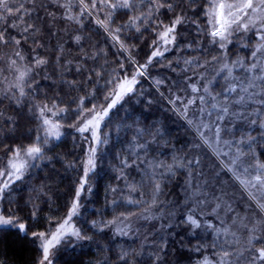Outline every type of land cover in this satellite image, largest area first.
Instances as JSON below:
<instances>
[{
    "label": "trees",
    "instance_id": "trees-1",
    "mask_svg": "<svg viewBox=\"0 0 264 264\" xmlns=\"http://www.w3.org/2000/svg\"><path fill=\"white\" fill-rule=\"evenodd\" d=\"M65 3L67 0H59V3L57 0H35L34 3L15 0V5L26 10L22 12L23 23H19L16 16L0 21V30L6 29V37L21 40L19 45L14 42L0 44V128L3 129L0 132V168L8 161L12 149L30 145L37 134L42 135L37 106L55 104L67 109L56 116L45 113L60 123L61 138L50 140L44 146L45 158L36 162L22 180L13 183L5 199L0 200V213L19 216L35 231L52 229L65 216L66 205L83 176L80 161L87 158L90 146L96 147L84 140L88 134L81 135L69 126L77 124L78 101L83 98L85 109L93 104L106 105L105 89L111 87L107 81L117 74H125V70L129 74L134 70L128 55L138 63L145 62L152 50L150 44L156 38L151 21L147 26L142 24L140 32L124 27L129 16L149 12V0H135L137 7L131 12L120 10L112 17L110 27L119 25L122 28L118 35L130 52L123 51L96 24L97 16L103 20L100 14L93 11L92 16L87 13L81 16L78 0H72L69 13L59 6ZM172 3L176 13L186 17V22L177 27L179 46H170L163 60H154L147 68V75L138 78V91L124 97L101 123L99 135L103 142L96 147L95 170L86 178L85 194L80 197V215L72 221L90 239L62 241L52 250L53 264H202L205 258L219 264L220 252L243 249L241 240L223 238L216 225L209 224L218 223L219 216L227 225L234 224V220L246 224L245 217L250 213L255 215V205L208 147H192L198 142V134L188 120L199 123L202 117L203 122L205 119L216 121L217 111H211V116L206 112L212 102L227 100L229 113L221 122L227 127L222 131L224 137L235 141L239 151L248 153L251 149L264 161V128L259 126L264 122V105L256 103L258 96L249 98L251 93H246L241 103H234L239 91L227 94L229 86L222 84V75L216 73L224 61L254 62L250 54L257 40L251 32L244 43L234 37L226 51L222 50L207 34L211 28L205 15L208 0H198L194 4L192 0H172ZM67 15L77 17L81 23L65 18ZM171 15L174 13L162 9L160 18L168 23ZM13 22L18 23V27H10ZM28 24L35 26L34 33L23 32ZM21 34L28 39H22ZM242 44L250 46L242 47ZM17 51L23 59L16 55ZM214 56L217 59L213 60ZM36 59H45L47 63L37 66ZM120 64L124 65L123 70ZM20 72L27 73L24 80H20ZM17 84L23 85L25 96H19ZM192 84L201 91L193 93ZM204 87L216 96L215 101L203 91ZM259 88L260 83L257 90ZM93 90L95 95H86ZM177 96L185 102L197 98L196 104L188 107L187 118L180 114L185 106L183 103H170ZM200 96L210 99L211 103L200 104ZM199 108L206 112L199 113ZM89 115L91 113H87ZM252 120L256 123H251ZM205 135L208 136L207 132ZM249 138L250 143H240ZM192 157L201 161L198 167L189 166L194 168L191 183L200 185L203 192L196 197H191L192 189L185 187L187 168L174 167L176 175L171 179L167 172L168 165ZM157 182L162 191L156 196L157 205L152 206L153 187ZM221 188L228 191L223 199L231 208L222 204L214 213L217 201L213 194L219 196ZM29 209H38L32 220L28 219ZM189 216H195L201 226L191 225ZM121 221L124 226L127 224L125 230L117 228ZM0 251L4 264H35L39 255L34 249L18 247L12 235ZM232 260L236 264L237 257L233 256ZM239 264H246V261L241 259Z\"/></svg>",
    "mask_w": 264,
    "mask_h": 264
},
{
    "label": "snow or ice",
    "instance_id": "snow-or-ice-1",
    "mask_svg": "<svg viewBox=\"0 0 264 264\" xmlns=\"http://www.w3.org/2000/svg\"><path fill=\"white\" fill-rule=\"evenodd\" d=\"M35 2V0H31ZM198 0H192V3H196ZM59 3V0H57ZM151 8L148 13L141 14L139 16L131 15L127 23L124 25L126 28L135 29V31H141V25L147 26L149 21L154 25L152 31L156 32V38L151 42V51L147 54L145 62L138 63L131 55H128L127 59L133 66L130 74L125 70V74H117L115 78L107 81L110 85V89H105L104 100L107 102L99 106L93 104L89 108H83V98L78 101L77 110V124H71L70 127H74L77 132L83 135L84 133H89L88 136H84V140L89 142L90 145H95L98 147L103 141L99 135V128L103 120L108 117L109 113L113 108L116 107L117 103L123 100L124 97L135 94L137 89V84H139V77L147 75V68L153 63L154 60H163L164 54L171 50V47H178L177 43V27L186 22V17L180 13H176V8L172 3V0H149ZM98 5L100 10L105 11V19L101 20L97 16L95 18L96 24L103 28L106 33L119 44L120 48L125 52H130V49L120 40L118 33L122 31L119 25L110 27L113 24V15L120 10H128L131 12L137 7L135 0H78L79 14L83 16L85 13L92 16L93 11L98 10ZM64 7L71 12L72 0H67V3L59 5ZM165 9L167 13H174V15L169 16L168 23H165L163 19L160 18L161 10ZM194 10V9H193ZM26 10L15 5V0H0V21H6L8 16H16L19 23H23L22 12ZM205 15L208 16V24L211 25L208 35L212 38L211 42L217 44L222 50L227 49V45L232 42L231 37L237 33L247 34L252 32L257 43L253 47V51L250 56L254 61L247 69L246 72L252 74L250 77H246L248 80L246 86L242 87L240 90L244 93H249V89H252L249 98L252 96H258L259 99L256 103L264 105V62L257 61L258 56H264V0H208V8L205 10ZM65 18L69 20H74L76 23H81V21L72 15H67ZM10 27H18V23L13 22L9 25ZM35 26L28 24L23 28V32H35ZM22 39L27 40L28 37L21 34ZM243 39V37H239ZM77 42H79L80 37H76ZM9 42H14L16 45L21 43L20 39H16L14 36L6 37V29L0 30V44H8ZM243 47H249L248 44H243ZM191 47V45H187ZM23 59V56L19 51L16 53ZM217 57H213V60ZM47 63L45 59H36L35 64L37 66H43ZM185 63H191V61H185ZM15 64V61H13ZM244 67L243 61L237 59L233 64ZM120 69H124V65L120 64ZM223 69L228 70V77H232L231 68L227 63L223 65ZM222 69V70H223ZM79 71L80 69H76ZM26 72H20V80H24ZM99 75V74H97ZM257 81L260 82V88L257 90ZM157 84L161 81H156ZM16 87L19 90V96L23 97L26 95L24 87L22 84H17ZM191 91L193 93H199L201 91L195 84H192ZM203 91L212 95L208 87H204ZM228 91L237 92V85L231 84L228 87ZM89 97L95 95V91L86 94ZM213 101L216 100V96H212ZM245 97L240 96L239 100L234 101V103H241L244 101ZM177 101L183 103L184 109L181 113L185 118H187L188 107L190 105H195L197 102L196 97L188 99L186 102L181 100L179 96L175 100H170V103L175 104ZM200 104H204L205 100L203 96L199 97ZM211 108L217 111L215 127H211L208 124L203 123V118L201 117L200 122L196 123L193 120H188V123L195 129L197 135V143L192 145L193 148H199L201 146H206L212 149L213 154L219 159L220 155L227 156L228 152H223L219 148L221 142V132L223 129L220 127V122L224 120V116L229 113V107L227 100L223 103H213ZM39 113L38 118L41 121V134L35 136V140L32 144L27 146H17L12 149L8 161L3 168H0V200L5 199V193L11 189V185L17 180H22L25 173L35 165L36 162L45 158L44 146L49 144L50 140H59L62 133L60 132V123L58 121L54 122L49 119L45 113L50 112L53 116L58 114H63L67 111L65 108H59L57 105L53 104L51 107L44 105L42 107L37 106ZM199 113H205L206 109L199 108ZM87 113H91V116H87ZM223 113L224 115H221ZM208 116L212 115V112H206ZM259 114V113H257ZM243 115V113H241ZM83 120V123L80 121ZM251 123L255 124L256 121L252 120ZM264 128V122L259 125ZM203 129V131L201 130ZM3 129L0 128V132ZM212 132L213 136L209 137L205 135V132ZM251 142V138L246 140H241L240 143ZM225 144H230L229 141H224ZM215 144V147L213 146ZM96 147H89L86 152V159L80 161L83 165V176L81 180L77 182V187L74 189V194L71 201L66 205L65 216L54 226L52 229H45L44 231H35L33 227L25 223L23 219L19 216H5L0 213V249L7 243L9 235L13 236V243L20 248L34 249L38 252V258L35 264H53L52 256L54 255L53 249L57 248L62 241L71 240L75 238L76 240L90 239L86 234H82L81 231L74 226L72 223L73 217L79 216V209L82 206L80 197L85 194V183L89 171L95 170V157H96ZM23 154V155H22ZM243 157H248V159H243ZM240 162V167L237 168V162ZM201 161L196 157L187 159L186 161H181L175 165H168L167 172L169 173V179L176 175L175 168H187L186 176L188 177V183H186V190L192 189L190 192L191 197H196L197 195H203L200 185H193L191 183V178L194 172V168L189 166H200ZM162 166V165H161ZM222 167L232 173L233 178L238 182L246 193L247 199L252 201L255 205L253 209V214H248L245 219L248 223L243 224L242 227L245 229L243 241V249H237L236 252L224 250L219 253L220 260L219 264H233L232 257L236 256V264H239L240 260L246 261V264H264V161L259 160L255 153L251 152L249 149L248 153H244L242 150L238 151L236 157L229 163L223 164ZM243 173V175L241 174ZM218 175V173H213ZM163 175V173L161 174ZM202 175V172H201ZM204 183H210V181H204ZM255 191H252V190ZM162 191L159 182L154 184L153 187V199L152 206L157 205L156 196ZM261 194L258 198L257 194ZM214 195V199L217 201L213 212L221 208L222 204L228 208H231L230 204L223 199L228 195V191L221 188L220 195ZM198 203L200 201H197ZM258 209V211H257ZM38 209H29V220H32L36 216ZM234 211V210H233ZM51 220V218H49ZM188 221L191 225L199 228L201 225L195 216H189ZM110 223H114L110 222ZM233 223H237L235 220ZM95 225V222H93ZM228 231V230H225ZM235 235V233H231ZM2 251H0V257H2ZM123 258V257H122ZM0 264H4V260L0 258ZM204 264H213L205 258Z\"/></svg>",
    "mask_w": 264,
    "mask_h": 264
},
{
    "label": "rangeland",
    "instance_id": "rangeland-1",
    "mask_svg": "<svg viewBox=\"0 0 264 264\" xmlns=\"http://www.w3.org/2000/svg\"><path fill=\"white\" fill-rule=\"evenodd\" d=\"M207 9V8H206ZM105 11L107 10H100L99 9V5H98V10H95V12H97L98 14H100L102 17H103V20L106 18L105 17ZM99 15V16H100ZM251 33V32H249ZM249 33L247 34H243V33H237L236 35H233L231 37V40L234 38V37H243V39H241V41L243 40V43L245 42L246 38L248 37ZM230 44V43H229ZM229 44L227 45V47L229 46ZM243 45V44H242ZM170 47V46H169ZM243 47V46H242ZM252 59V58H251ZM243 61V64H244V67H240V65H236L235 67H233V64L235 63V61L231 62V61H224L222 62L218 68L216 69V73L217 74H221L222 75V84L229 86L231 84H236L237 85V90L239 91V94L237 95V97H235V100L234 101H237L239 100L240 96H244L245 97V94L244 92H242L240 89L244 86H246L248 80L246 79V77H250L252 74H249L246 72V69L253 63H245L244 60ZM256 62H264V56H258L257 58V61ZM227 63L229 65V67L231 68V71H232V77H228V70L227 69H223V65ZM223 69V70H222ZM257 83V86H259V81L256 82ZM210 85V83H209ZM252 92V89H249V93ZM226 93L229 94L230 91H228V89L226 90ZM211 96H215V95H211ZM246 99V98H245ZM204 100L207 101L208 103H211L209 100L210 99H207L206 97H204ZM215 103V102H214ZM118 104V103H117ZM213 104V102H212ZM209 111H216L215 109L213 108H209ZM208 111V112H209ZM181 114V113H180ZM218 114V113H217ZM221 115H224L223 113H220ZM47 116V115H46ZM91 116V115H89ZM227 115L224 116V119L226 118ZM48 117V116H47ZM49 119L52 120V118L48 117ZM216 120V118H215ZM54 121V120H52ZM104 121V120H103ZM55 122V121H54ZM226 122V121H225ZM204 124H208L210 125L211 127H215L216 124H217V121H213V120H209V119H205V122H203ZM101 126V125H100ZM220 127L222 129H227V127L225 126V128L221 125V122H220ZM231 129V127H229V130ZM223 130V131H224ZM60 132L62 133L61 131V128H60ZM207 132V131H206ZM222 133V132H221ZM81 134V133H80ZM89 133H84L83 135H86ZM208 136L211 137L213 136V134H211V132H207ZM224 141H229L228 138L224 137L223 133L221 134V142L219 144V148L222 149L223 152H228V155L227 156H224V155H220L219 159H217L216 155L213 154V151L212 149H210L211 153L215 156V158L218 160V162L221 164V166L223 164H226L225 163V160L227 162V164H229L237 155L238 153V149H237V145H235V141H229L230 144H225ZM215 147V144L213 145ZM225 159V160H224ZM237 168L240 167V162L238 161L237 162V165H236ZM226 171V170H225ZM91 171H89L90 173ZM230 177L233 179V181L239 186V188L244 192V190L242 189V187L238 184V182L233 178L232 176V173L226 171ZM88 173V174H89ZM241 174L243 175V173L241 172ZM231 183H228V185H230ZM252 191H255L254 189ZM233 193H235V190H233ZM245 193V192H244ZM246 195V193H245ZM258 198H260L261 194H257ZM252 202V201H251ZM253 203V202H252ZM254 204V203H253ZM216 211H219V209H217ZM215 213V212H214ZM222 216L225 218V220H227V216H225V214H222ZM218 220L219 222L218 223H213V222H210V226L213 227L214 224L216 225L217 229H218V232L223 236V238H228L230 241L232 240H241L243 241V238L242 236H244V233L245 231L243 230V223L242 221H238V220H235L238 224V226H234V224L230 225V224H225V221L219 216L218 217ZM123 221H121L120 223L117 224V228L120 230H125V228H127V224L124 226V223H122ZM131 225H129L130 227ZM225 230H228V231H225ZM231 233H235V235H232ZM204 264V263H202Z\"/></svg>",
    "mask_w": 264,
    "mask_h": 264
}]
</instances>
